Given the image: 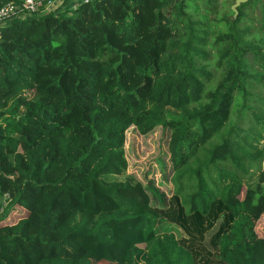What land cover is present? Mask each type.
<instances>
[{
  "label": "trees",
  "instance_id": "1",
  "mask_svg": "<svg viewBox=\"0 0 264 264\" xmlns=\"http://www.w3.org/2000/svg\"><path fill=\"white\" fill-rule=\"evenodd\" d=\"M236 1L0 0L17 7L0 26V264H264V0ZM159 126L158 181L128 171L125 144Z\"/></svg>",
  "mask_w": 264,
  "mask_h": 264
},
{
  "label": "rangeland",
  "instance_id": "2",
  "mask_svg": "<svg viewBox=\"0 0 264 264\" xmlns=\"http://www.w3.org/2000/svg\"><path fill=\"white\" fill-rule=\"evenodd\" d=\"M71 6V4L69 5ZM169 131L161 126L156 127L146 135H141L134 127L126 132V157L129 162V172L137 173L140 177L149 173L153 177L161 179L168 170L169 152L167 141ZM256 232L259 236H264V215L257 222ZM93 264H109L105 261H94Z\"/></svg>",
  "mask_w": 264,
  "mask_h": 264
},
{
  "label": "built area",
  "instance_id": "3",
  "mask_svg": "<svg viewBox=\"0 0 264 264\" xmlns=\"http://www.w3.org/2000/svg\"><path fill=\"white\" fill-rule=\"evenodd\" d=\"M65 1L66 0H47L45 5L43 6L42 0H23V6L24 8L28 9V11L30 12H35L39 7L40 8L44 7V9L47 11L53 8L60 7L63 3H65ZM16 8L17 7L15 4L9 3L0 10V26L3 24L6 18H9L16 11ZM0 37H1V33H0ZM263 169H264V164H263ZM8 197L9 196L7 194L3 198L0 197V202L4 204L3 206L7 205L5 199Z\"/></svg>",
  "mask_w": 264,
  "mask_h": 264
},
{
  "label": "crops",
  "instance_id": "4",
  "mask_svg": "<svg viewBox=\"0 0 264 264\" xmlns=\"http://www.w3.org/2000/svg\"><path fill=\"white\" fill-rule=\"evenodd\" d=\"M82 2V0H69V2H68V6L71 4V6H69V7H76V6H78L80 3Z\"/></svg>",
  "mask_w": 264,
  "mask_h": 264
},
{
  "label": "water",
  "instance_id": "5",
  "mask_svg": "<svg viewBox=\"0 0 264 264\" xmlns=\"http://www.w3.org/2000/svg\"><path fill=\"white\" fill-rule=\"evenodd\" d=\"M244 1H246V0H237L236 4L238 5V4H240L241 2H244Z\"/></svg>",
  "mask_w": 264,
  "mask_h": 264
}]
</instances>
